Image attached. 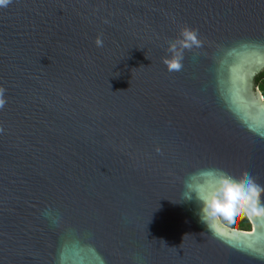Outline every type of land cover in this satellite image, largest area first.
Returning a JSON list of instances; mask_svg holds the SVG:
<instances>
[{"label":"water","instance_id":"obj_1","mask_svg":"<svg viewBox=\"0 0 264 264\" xmlns=\"http://www.w3.org/2000/svg\"><path fill=\"white\" fill-rule=\"evenodd\" d=\"M263 70L264 0L0 5V264H264V219L183 202L204 168L264 186Z\"/></svg>","mask_w":264,"mask_h":264},{"label":"clouds","instance_id":"obj_2","mask_svg":"<svg viewBox=\"0 0 264 264\" xmlns=\"http://www.w3.org/2000/svg\"><path fill=\"white\" fill-rule=\"evenodd\" d=\"M8 2L0 0V5ZM199 43L195 31L183 30L181 38L170 43L172 55L164 62L170 70L179 69L182 50ZM97 44H102V41L98 39ZM2 104L0 99V106ZM183 202L196 204L195 214L199 222L212 232L223 228L235 229L243 219H264V186L252 176L238 179L219 168H204L190 173L184 181ZM44 215L53 223L59 221L51 210H46Z\"/></svg>","mask_w":264,"mask_h":264},{"label":"trees","instance_id":"obj_3","mask_svg":"<svg viewBox=\"0 0 264 264\" xmlns=\"http://www.w3.org/2000/svg\"><path fill=\"white\" fill-rule=\"evenodd\" d=\"M256 80H257V83H258L260 89L262 90V92L264 94V71L257 76ZM236 228L250 231V230H252L253 225H252V222L250 220L243 219V220H241L238 227H236Z\"/></svg>","mask_w":264,"mask_h":264},{"label":"flooded vegetation","instance_id":"obj_4","mask_svg":"<svg viewBox=\"0 0 264 264\" xmlns=\"http://www.w3.org/2000/svg\"><path fill=\"white\" fill-rule=\"evenodd\" d=\"M263 71H264V70H263ZM263 71H262V72H263ZM262 72H261V73H262ZM259 74H260V73H259ZM259 74H258V75H259ZM258 75H257V76H258ZM257 76H256V79H257ZM256 79H255L256 86H257V88H259V89H260V87H259V85H258V83H257V80H256ZM260 90H261V89H260ZM261 91H262V90H261ZM262 93H263V92H262ZM263 96H264V94H263Z\"/></svg>","mask_w":264,"mask_h":264}]
</instances>
